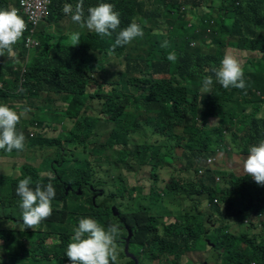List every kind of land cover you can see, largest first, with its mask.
I'll use <instances>...</instances> for the list:
<instances>
[{"label": "trees", "instance_id": "trees-1", "mask_svg": "<svg viewBox=\"0 0 264 264\" xmlns=\"http://www.w3.org/2000/svg\"><path fill=\"white\" fill-rule=\"evenodd\" d=\"M69 1L75 6L78 0H51L48 14L45 20L40 24L39 36L40 45L35 50L31 57V61H26L28 51H24L25 38L28 32L24 31L23 36L15 44L16 50L22 48L23 54L19 56L25 66V69L19 68V64L12 60H2L0 65V82L2 88L0 89V104L4 99L13 98L12 94L16 92L21 86L24 91L18 97H31L37 93H47L46 105H53L56 102L68 101L67 108L64 116L67 118L77 119L78 127L72 136L67 138V142L75 145L76 149L71 152V161L67 160L65 156V145L62 136L53 138L51 140L42 141L39 143H47L50 146L60 147L61 154H54L47 156L39 167L25 166L21 170L20 176L15 180H9L11 186H8L14 193L19 180L25 177L32 178L31 187H35L36 183L47 184L51 182L55 188L56 195L53 200L61 203V209L52 212L51 216L47 218V232H34V230L25 229L22 223L21 209L19 207V200L15 204H6L0 200V215L9 216V221H14L20 225L18 235L25 237L30 234L35 235V239L29 242L25 247V259L22 263L13 264H70L66 256L67 243L70 240L74 229L77 227L72 222H77L84 218V214L78 213L74 205L76 201L74 196L80 191H84L92 184V166L89 159H81L77 157V147L79 145L89 146L92 142L89 141L91 133L94 132L96 126L102 121L113 124L118 113L117 105L118 98L105 92L106 84H102L93 79L90 75L91 69L94 67L93 62L96 60L94 53L101 51L104 54H113L115 58L121 59L120 67L129 75L133 77V89L137 90L138 83L141 82L136 77L137 74H142L143 78H147L145 83L150 85L147 88L148 94L145 97L134 99L135 116L132 119H121L116 125L117 130L108 136V144H120L126 141L130 129H144L143 132H148L146 139L150 138V130L152 123L155 125L157 134L161 136H168L173 141L182 145L184 150V157L186 159V166L183 168L189 173L197 172L195 163H202L214 153V145H211V136L209 131H200L194 126H189L187 114H194L195 108L189 107L188 92H182V89L175 82H165L164 76L174 73L180 77H188L193 67L194 71L208 70L209 74L215 78V74L211 71L216 68L219 63L215 61L219 58V52L227 44L240 45L243 47H251V40L255 37V18L259 16V8H263L264 0H236L228 1L219 8H212L211 12L215 13L214 16L206 15L208 11L196 10L194 16L199 14L198 25L197 21L191 25L184 19L185 11L180 12L179 21L181 28L178 32L173 33L176 28H172L168 35L169 38L162 40V36L157 39H145L140 42L143 45V51L140 55L133 57H126L127 46H115V38L120 29L127 27L131 22L138 20L142 23L149 21L150 15L144 10L145 2L140 0H84L85 15H87V8L96 6L99 3H111L114 5V10L120 13L121 24L120 27L113 32L110 37H101L95 32L87 31L80 33L79 45L73 46L72 41L52 44L51 38L56 37L54 34L46 32V24L53 26L59 24L60 20L64 18V13L61 9L62 4ZM178 2L179 0H168ZM4 1L0 0V9H2ZM260 4V5H259ZM230 11V13H229ZM25 23L27 20L25 16H21ZM232 19V20H231ZM152 27L147 29V34L154 31V23ZM197 26V27H196ZM196 28V29H195ZM195 30L197 35L205 34L209 38L206 39L204 44V52L191 51L190 54L185 53L182 57L183 64L179 68L180 58L175 60H168L167 56L171 52L172 47L183 46L188 48L184 42H188L190 37H187ZM59 36V35H57ZM230 37L234 40H230ZM63 38V37H59ZM167 41L168 47H161ZM209 50L212 51L209 54ZM176 54V53H175ZM180 57V53H179ZM0 56V61H1ZM14 72L17 76L15 78L9 77L8 73ZM148 75H151L148 78ZM245 88L237 89L234 87L232 90L225 89L219 82L212 85L211 96L216 100L229 101L235 98V101L240 103L235 104L240 109L245 108L244 114L253 115L251 123L241 122V131L243 133L242 140H246L245 145L247 148L242 150L247 154L250 147L260 142L264 138V106L262 104H254L264 101V72H253L244 74ZM253 86L258 94L249 90ZM92 88L94 91L89 92ZM257 96L262 100L254 101ZM98 103L100 106V115L91 116L89 111ZM12 105V104H8ZM10 107V106H9ZM232 107V106H230ZM221 109V108H220ZM51 111V108H48ZM53 112V111H52ZM187 113V114H186ZM245 119V116H242ZM222 125L231 129L233 123L228 119L227 115L221 122ZM21 127V122L17 124ZM26 128V125L21 127ZM108 133V132H107ZM217 138L222 139V134L219 130L213 129L211 131ZM143 139V137L141 138ZM82 147V146H81ZM151 146H143L139 150L137 164L143 167L148 161L153 163L158 162V157H154L148 150ZM156 148V146L154 147ZM223 148V146L218 147ZM46 149V148H44ZM191 150L192 152H188ZM227 151V149H225ZM74 152V154H73ZM76 153V154H75ZM101 153V152H100ZM193 153V154H192ZM134 152L121 150L116 155L115 162L118 164L125 159L133 158ZM109 162L111 160H108ZM39 170L49 171L48 178H40L38 175ZM113 164L110 163V175L113 174ZM227 175L224 172L217 170H205L204 177L198 182L191 179L183 180L187 187L182 188L180 185V178L172 177L169 183H172V188L167 185L164 193L167 196H174L177 200L181 212L177 215V220L173 223H159L158 218L153 216L149 217L147 210L139 211L138 224L134 227L136 215L126 216L133 228H136L134 237H138L141 232L149 242L148 246L142 245L138 250L141 251L143 257L146 259H162L168 258L176 250L187 249L188 246L194 245V242L199 239H208L215 244V252H218L221 257L227 262H232L235 258L238 264H249L257 262L264 264V235L260 232L254 234H241L238 235L228 231L227 225L221 224L215 227L216 233L209 235L211 227L216 225L212 219L213 212L221 213L220 206H215L211 212H204L201 209L202 198L205 197L210 203L214 199H219L221 203L226 202V195L234 189V181L226 182ZM221 177V181L217 182L216 178ZM50 178H52L50 180ZM209 181L213 184L221 183L224 187L221 191L214 188V185L206 184ZM4 183V181H1ZM112 184H119L118 178L114 175ZM230 185L231 189L227 186ZM13 187V188H11ZM197 195V196H196ZM252 204L248 209L253 218L264 221L258 215V209H252ZM69 209H72L70 211ZM4 211L13 212L11 215L5 214ZM140 215V227H139ZM172 215V214H171ZM170 215V216H171ZM68 217L69 220L64 218ZM102 215L100 214V219ZM125 218V217H124ZM98 222L100 219L94 217ZM160 225L161 231L158 227ZM254 229L253 226L248 227ZM4 231H0V233ZM53 233L60 234L59 244L49 245V242L44 239ZM131 235V231L128 233ZM10 236V234H9ZM26 238V237H25ZM1 240L7 242V236L0 238V251H6L7 248H2ZM178 248V249H176ZM0 264H6L2 262ZM131 264H139L137 259L132 258Z\"/></svg>", "mask_w": 264, "mask_h": 264}, {"label": "rangeland", "instance_id": "rangeland-1", "mask_svg": "<svg viewBox=\"0 0 264 264\" xmlns=\"http://www.w3.org/2000/svg\"><path fill=\"white\" fill-rule=\"evenodd\" d=\"M6 1V0H5ZM19 0H7L6 8L17 7ZM145 2L144 10L150 15L149 21L145 20L143 23H139L138 20L134 21L138 23L143 31V35L135 38L127 46L126 57H133L140 55L143 51V45L140 43L143 38L145 39H157L162 36V40L169 38L168 32L172 28H176L172 34L179 31L181 28V22L179 21L180 12L185 11L184 19L191 25L197 21L198 25L199 14L194 16L196 10L208 11L206 15L214 16L215 13L211 12L212 8H219L224 3L229 0H179L178 2L168 1V0H140ZM232 1V0H230ZM236 1V0H233ZM242 1V0H241ZM65 3H70L65 1ZM72 4V3H70ZM73 5V4H72ZM260 5V4H259ZM264 6V3L262 4ZM74 7V6H73ZM259 16L255 18V37L251 40V47L240 46L236 47H226L219 52V58L216 63H219L216 68L220 67V62L226 53L234 54L241 61L244 74L253 72H264V7L259 8ZM64 13V12H63ZM230 13V11H229ZM65 14V13H64ZM232 20V19H231ZM60 21L67 23L70 22L73 28V32L67 34L66 37L60 39H51V43L70 42L71 35L74 30H80V33H85L89 31L86 27L81 28L77 26L79 24L72 21L71 16L68 14L64 15ZM56 23V22H54ZM154 23V31L147 34V29L152 27ZM197 27V26H196ZM196 29V28H195ZM46 32L49 34H54L52 25L47 26ZM190 37L189 42L185 39L184 42L188 45V48L183 46L172 47L171 52H175L177 57L180 58L179 68L182 67L183 61L182 57L185 53L190 54L191 51L204 52V44L206 39L209 38L205 34L197 35L195 30L188 35ZM18 46V45H17ZM16 46V47H17ZM19 51V52H18ZM16 54L21 56L22 48L16 50ZM21 52V53H20ZM212 51L209 50V54ZM31 52L30 54H32ZM180 53V57H179ZM96 60L93 62L94 67L91 69L90 75L93 79L97 80L102 84H106L104 91L115 95L118 98V113L116 115L113 124L102 121L99 123L94 132L91 133L89 141L92 142L89 146L79 145L77 147V157L81 159H89L92 166V184L84 191H80L74 196L76 205H74L75 210L78 213H82L85 217H98L100 219V214L102 215L100 219V224L107 226L113 221V218L118 219L120 227V235L117 240L119 246V257L117 264H131L132 257L137 259L139 264H238L235 258L232 262H227L223 257L215 252V244L208 239H199L194 242V245L188 246L187 249L176 250L168 258L162 259H146L143 254L138 249L142 246H148L149 242L143 233L139 232L138 237L135 238L131 243L132 237L135 235L136 228H133L130 222L127 221L126 216H134L139 211L147 210L149 217L155 216L158 218L159 223H173L177 220V215L181 212L178 206L177 200L174 196H167L164 193V189L167 185L172 188V183H169L172 177L180 178V185L182 188L187 187L183 180L191 179L198 182L202 177H204L205 171L201 170L203 162L198 164L195 163L197 172L189 173L183 168L186 166V159L184 157V150L182 145L173 141L168 136H161L157 134L155 125L152 123V128L150 130V138L146 139L148 132H143V128L140 129H130L131 133H128L126 141L120 144H108L107 138L110 134L116 131L117 124L121 119H132L135 116L134 99L145 97L148 94L147 88L150 87L148 83H145L147 78H143L142 74H137L136 77L141 80L137 85V90L133 89V77L126 73L120 67L121 59L115 58L113 54H104L98 50L94 53ZM16 62L22 68L24 63L16 59ZM191 67V71L188 77H180L174 73L167 74L165 82H175L182 89V92H188L189 107L195 108L194 114H187L189 120V126H194L200 131H209L211 136V145H214V149L223 146L227 149V153H220L217 156V160L213 168L217 169L218 172H224L227 175L226 182L234 181V189L226 195L237 204L244 205L247 204L251 199H260L259 213L264 214V186L258 185L252 177L248 180V183L244 179H238L242 176L248 175L243 168V163L247 159L249 154H244L242 150L246 147V140H242L243 133L241 131V126L239 123H251L253 115L244 114L246 109H240L235 104L240 103L235 101V98L229 101L216 100L211 96L210 93H206L203 89V79L210 75L208 70L194 71ZM151 75H148L150 78ZM218 82L216 78L213 77V84ZM212 84V85H213ZM234 87H229L228 90H232ZM249 90L253 93L258 94L259 90L253 86L249 87ZM94 91L92 88L89 92ZM264 95V94H262ZM37 100H43L45 97L41 93L34 95ZM262 100L261 97L257 96L254 101ZM17 101L13 102L16 103ZM1 104H7L6 101ZM12 104V103H11ZM254 104H262L264 106V101ZM68 101L57 102L53 105L40 104L36 108L32 109L27 116L26 125H32L34 122L41 120L44 126L42 130L44 134L42 137L36 140H32L31 143L37 144L39 147L46 148L44 150L33 149L30 152V159L35 160L36 164L40 162L43 158L47 156L54 155L55 153L60 155V147L50 146L47 143H39L38 140L46 141L53 138H58L62 136L63 143L65 145V156L67 160L71 161L70 156L72 150L76 149L75 145L67 142V138L72 136L76 131L78 124L77 119L67 118L64 116L65 111L63 108H67ZM232 106V107H230ZM51 108V111H48ZM221 108V109H220ZM20 109H25L24 107H16L15 111L21 115L20 122L23 117H26ZM53 111V112H52ZM91 116L100 115V106L98 103L94 104V107L89 111ZM224 115L228 116L233 123L231 129L221 124ZM242 116L246 118L243 119ZM34 125V124H33ZM31 126H29L30 129ZM219 130L222 134V139L217 138L211 133V131ZM24 136L28 137L29 131L27 129H21ZM108 132V133H107ZM143 137V139H141ZM151 146L148 150L150 156L151 153L154 157H158V162L153 163L148 161L143 167L137 164L139 150H142L143 146ZM156 146V148H154ZM121 150H126L129 152H134L133 158L135 159H125L120 161L118 164L115 162L116 155ZM101 152V153H100ZM188 152H192L188 150ZM28 162L26 153L15 152ZM23 153V154H22ZM74 154V152H73ZM76 154V153H75ZM193 154V153H192ZM14 153L0 152V161L5 162L8 157H12ZM212 155V154H211ZM108 160H111L110 162ZM110 163L113 164V174L110 175ZM29 166V164L27 165ZM41 175H50V172L43 171ZM116 176L119 180V184H112L113 176ZM14 179L13 181H15ZM7 185L6 182L3 183ZM206 184L214 185V188L221 191L224 184L216 183L213 184L206 181ZM246 187L248 191L246 192V197L242 195V189ZM197 196V195H196ZM53 211L61 209V203L52 201ZM72 211V209H69ZM172 214V215H171ZM171 215V216H170ZM125 217V218H124ZM64 218L69 220V216ZM216 219H220L216 216ZM78 226L77 222H72ZM254 229L245 228L239 225V229L232 233L238 235L241 234H254L260 232L264 235V230H261V226L258 221L253 222ZM138 224V215H136V220L134 222V227ZM258 226V228H256ZM139 227H140V215H139ZM160 231L161 227L158 225ZM3 229V233H0V238L7 236V242L1 240L2 248H7L6 251H0V263L5 262L6 264L22 263L25 259V247L29 242L35 239L34 234L27 235L25 237H20L18 235V230L20 225H17L14 221H8L4 219L3 215H0V229ZM128 229V230H127ZM34 232H47V219L42 221L36 228L30 229ZM216 229L211 227L209 235H214ZM131 231V235L128 233ZM214 231V232H213ZM10 234V236H9ZM74 234L71 235V237ZM68 241L67 245L71 242ZM49 242V245L59 244L60 234L53 233L49 237L44 238ZM178 249V248H176ZM249 264H258L257 262H251Z\"/></svg>", "mask_w": 264, "mask_h": 264}, {"label": "clouds", "instance_id": "clouds-1", "mask_svg": "<svg viewBox=\"0 0 264 264\" xmlns=\"http://www.w3.org/2000/svg\"><path fill=\"white\" fill-rule=\"evenodd\" d=\"M62 11L65 14L70 15L72 21L79 24L81 28L86 27L90 32H95L101 37L112 36L113 32H116L121 24L120 13L114 10V5L111 3H99L96 6L88 7L87 15H85L84 0H78L74 7L70 3H65ZM45 28H47V26H45ZM25 29V20L19 15L18 9L15 7L0 9V56H3L5 52L9 55L13 54V46L23 36ZM39 29L37 37L40 41ZM142 35L143 31L140 25L133 21L127 27L119 30L115 38L114 47L128 45L135 38ZM79 38V32H74L71 35L70 39L73 46L79 45L77 43ZM230 40H234V38L230 37ZM161 47H168V42L165 41ZM226 47H236V45L227 44L224 48ZM23 49L25 52L27 51L25 47H23ZM36 49L29 51L27 54ZM167 59L170 61L175 60V52H170ZM22 68L25 69V66ZM211 71L215 74V78L219 84L225 89H228L229 87L244 89L246 86L241 61L234 54L226 53L220 62V67L214 68ZM212 84L213 77L211 75H208L203 79V89L206 93H210ZM40 93H44L46 97L48 95L45 92ZM28 110L29 109H25V111ZM20 119L21 115L18 114L17 111L10 108L7 104H0V152H24L23 148L26 139L30 142V145L27 147L25 153L30 159V152L33 149L38 150L39 152L40 150H44L43 147L31 143L32 140L39 139L43 136L44 131L41 126L44 125H41V120L34 122V125H26L29 131V135L26 137L23 132L17 131L16 126L20 122ZM29 126H31L30 129ZM216 150H219V153H217ZM220 153L226 154L227 151L224 148H222V150L221 148H216L214 153L209 157H215L217 160V156ZM247 154L249 155L243 163V168L248 175L242 176L238 179H244L248 183V180L252 177L258 185L264 186V138L257 144L251 146ZM43 160L44 158L38 162V164ZM205 160L206 159L202 161L203 165ZM29 162L32 164L36 163L35 160L31 159ZM203 165L201 167H203ZM29 166L34 167L30 164ZM3 167L4 162L0 161V172L3 170ZM206 170L215 171L217 169L213 168ZM42 172L43 171L41 170L38 172L40 178L44 179L50 176H43L41 175ZM51 179L52 178H50V180ZM216 181L220 182L221 177H217ZM32 183V178L30 176L25 177L24 179L19 180L16 188V195L18 197L15 196V198L19 200L22 223L25 226V229H34L41 224L42 221L51 216L53 211L52 201L58 202L57 200H53L56 191L51 182L46 185L36 183L34 188L30 186ZM227 188L231 189V186L228 185ZM247 191L248 189L244 187L242 189V195L246 197ZM259 201L260 199H251L247 204L240 205L232 201L230 198H227L226 202L223 203L216 198L213 200V203H210L208 199L203 197L200 207L204 212H211L213 207L220 206L221 213L213 212L212 219L216 224L213 225V227L215 228L217 225L220 226L221 224H225L227 225L228 231L234 232L239 229V225L244 226L245 228L253 226L255 220L258 221L263 228L261 220L253 218L248 209L254 204L252 209H258V215L264 221V214L259 213L261 211L259 209V205H261ZM216 216H219L220 219H216ZM256 228H258V226ZM119 235V221L116 218H113V221L106 227L101 225L94 218H81L78 221V226L74 229V235L71 237V242L67 245L66 256L69 259L70 264H117L119 257L117 240ZM132 258L134 257L132 256Z\"/></svg>", "mask_w": 264, "mask_h": 264}, {"label": "crops", "instance_id": "crops-1", "mask_svg": "<svg viewBox=\"0 0 264 264\" xmlns=\"http://www.w3.org/2000/svg\"><path fill=\"white\" fill-rule=\"evenodd\" d=\"M4 1V4H3V8H6L7 6V0H2ZM46 26H50V23L49 25L46 24ZM77 26H80V25H77ZM53 30H54V35H56V37H52L51 39H60L62 40L61 38L59 37H66L67 34H70L71 32H73V28H72V25L70 24L69 21H67V23H64L62 21H60L59 24H54L53 23V26H52ZM74 32H79L80 33V30H74ZM59 35V36H57ZM19 52V51H18ZM33 53L32 54H27L26 55V61L30 62L31 61V57L32 55L34 54L35 50L32 51ZM16 45L13 46V54L12 55H9L7 52H5V54L3 56H1V61H0V65L2 63V60L5 58L7 61L8 60H12L14 61L16 58H18V55L16 54ZM21 53V52H20ZM23 54V52H22ZM21 54V55H22ZM9 70V68H8ZM8 76L9 77H12V78H15L17 75L14 73V72H10L9 70V73H8ZM23 91H24V88L21 86L16 92H14L12 94V96H14V99L13 98H10V99H4L2 102L6 101L8 104H11L12 105H9L10 108L12 109H15L17 106L18 107H25V109H29L28 111H25V109H20V111L22 112V114H24L26 117H23L22 120H21V127H23L24 125H26L27 123V116L29 115L30 111H31V108L34 109L36 108L38 105L40 104H46V95L44 93H41L43 95V97H45V99L43 100H37L34 96H31V97H18L21 93L23 94ZM17 101L16 103H13ZM32 105H30V104ZM57 103V102H56ZM21 104V105H20ZM55 104V103H54ZM47 105H51V104H47ZM65 108V107H64ZM17 127V131H21V127H19L18 125L16 126ZM28 130V127L26 126V128ZM30 145V142H28L26 139H25V146L23 148V151H24V154H25V151H27V147ZM15 150V149H14ZM9 153H14V155L12 157H8L7 160L4 162V167H3V170L0 172V200H2L3 202H5L6 204H15V201L17 200L15 198L16 195V192L14 193L12 190H10L8 188V186H11L9 183H7V181L9 180H14L16 179L20 174H21V170L23 167L27 166L28 164L34 166V167H39L40 164L36 165V164H32L29 159V156L26 155V157L28 158V162L22 157V155H18L17 153L15 152H9ZM7 154V153H5ZM23 154V153H22ZM1 181H4L7 183V185H4L3 183H1ZM13 188V187H11ZM18 197V196H17ZM5 214H8V215H11L13 212L11 211H4ZM4 219L8 220L9 221V216H5ZM4 228H1L0 231H3Z\"/></svg>", "mask_w": 264, "mask_h": 264}, {"label": "built area", "instance_id": "built-area-1", "mask_svg": "<svg viewBox=\"0 0 264 264\" xmlns=\"http://www.w3.org/2000/svg\"><path fill=\"white\" fill-rule=\"evenodd\" d=\"M50 4L51 0H19L18 6L15 7L18 9L19 15L25 16L27 20L25 31L28 32V35L25 38L24 47L28 52L38 48L40 45L37 32L40 24L45 20L44 18L48 14ZM1 88L2 83L0 82V89ZM216 152L219 153V150H216ZM215 161V157H209L204 161L201 170L213 169Z\"/></svg>", "mask_w": 264, "mask_h": 264}, {"label": "flooded vegetation", "instance_id": "flooded-vegetation-1", "mask_svg": "<svg viewBox=\"0 0 264 264\" xmlns=\"http://www.w3.org/2000/svg\"><path fill=\"white\" fill-rule=\"evenodd\" d=\"M128 230V229H127ZM132 257V256H131Z\"/></svg>", "mask_w": 264, "mask_h": 264}]
</instances>
